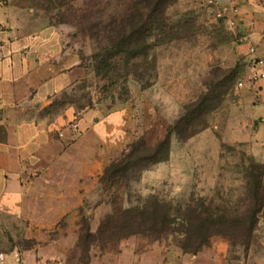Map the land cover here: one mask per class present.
Returning a JSON list of instances; mask_svg holds the SVG:
<instances>
[{
    "label": "rangeland",
    "instance_id": "obj_1",
    "mask_svg": "<svg viewBox=\"0 0 264 264\" xmlns=\"http://www.w3.org/2000/svg\"><path fill=\"white\" fill-rule=\"evenodd\" d=\"M133 1L11 0L23 8L30 28H62L65 41L83 57L89 75L75 90L60 95L59 104L73 96L83 103L84 95L91 91L99 119L110 111L123 110L126 121L116 140L95 135L85 139L71 122L74 137L65 144L63 156L25 166L20 191L0 204V253L16 247H46L65 253L70 264H90L92 260L123 264L121 257H136L155 246L164 252L178 251L188 260L201 245L200 253L210 251L217 259L216 263L205 260V264H264V209L252 233L233 223L234 217H241L253 204L249 174L262 170L251 147L253 124L242 122L235 76L230 77L229 89L218 86L226 79L225 73L240 66L231 33L213 17L207 0H178L170 10L171 36L163 44L130 63L125 55L115 57L106 76L97 75L96 60L91 56L99 52V40L86 35L87 27L115 21ZM155 39L153 36L151 41ZM205 96L214 98L202 117L207 127L180 141L169 132L170 127L186 105ZM52 110L60 111V106ZM138 142L146 155L163 143L158 168L144 180V173L136 180L141 167L136 164L128 179L116 180L114 189H104L98 180L104 167ZM66 150L87 154L75 158ZM83 163L102 168L92 175L93 185L78 172L77 166ZM153 196L171 207V212L186 209L196 215L194 222L186 227L178 222L144 221L156 211L161 214L159 206L145 208L147 198ZM128 207L136 210L139 223L132 227L109 224L110 230L126 237L94 236L111 216L123 218ZM213 213L223 215L225 222L201 225L197 215L211 218ZM215 232L220 234L212 235Z\"/></svg>",
    "mask_w": 264,
    "mask_h": 264
},
{
    "label": "crops",
    "instance_id": "obj_2",
    "mask_svg": "<svg viewBox=\"0 0 264 264\" xmlns=\"http://www.w3.org/2000/svg\"><path fill=\"white\" fill-rule=\"evenodd\" d=\"M219 1L221 6L235 9L238 24L227 29L233 35V48L243 69L250 59L251 46L257 48L256 57H264V0ZM24 12L11 0H0V204L20 191L27 164L63 156L65 144L74 137L69 127L74 120L78 119V132L82 131L85 139L95 135L110 140L120 139L126 121L123 110H115L103 119H99L94 108L79 113L73 105L57 114L46 112L54 99L87 76V69L80 52L65 41L62 28L44 25L32 29ZM239 37L243 41L240 42ZM261 85L264 86V81L239 91L241 99L238 103L244 116L242 122L253 124L252 151L264 163V123L261 121L264 116V87ZM66 151L67 155L75 158L87 154L86 151ZM158 165L160 163L145 171L143 180L147 174L154 173ZM77 167L90 185L95 183H92V175L102 170L92 163ZM162 250L155 246L136 257L128 255L121 259L123 264L217 262L210 251L199 252L186 260L187 255L182 256L178 251ZM3 254L0 264H70L65 253L46 247H16ZM90 264L102 263L92 260Z\"/></svg>",
    "mask_w": 264,
    "mask_h": 264
},
{
    "label": "trees",
    "instance_id": "obj_3",
    "mask_svg": "<svg viewBox=\"0 0 264 264\" xmlns=\"http://www.w3.org/2000/svg\"><path fill=\"white\" fill-rule=\"evenodd\" d=\"M177 1L178 0H135L131 5L128 6L127 9H124L123 13H121L119 18L115 21L111 23L102 21L98 23L94 22L92 25H90V27H87V30L90 32V34L87 32L86 35L92 37L95 36L97 40H99L100 50L98 53H95L91 56L96 60V63L93 65L96 74H103L106 76L107 72L110 70V60L115 57L122 58L125 55L126 61L130 63L134 58H137L140 55L148 56V51L153 46L163 44L169 38V36H171L169 35V30L172 29V26L169 24L170 18L172 16L170 10L177 3ZM209 9L211 10V14L214 17L213 10L210 7ZM218 21L221 22L224 28H227L224 21ZM87 30H85V32ZM153 36H155L156 39L151 41ZM231 38H233V35H231ZM84 66L87 69L88 76L89 70L86 65ZM241 71V65L239 66V69L238 67H234V69L225 73L227 74L226 79L218 82V86L221 87V89L223 87L229 89V83L231 81L230 77L235 76V82ZM85 78L79 81V83L74 85L71 89L75 90L81 82L85 81ZM222 93L223 91L220 92V95ZM84 98L86 101L83 103L80 102V99L77 96H73L71 98H67V100H62L63 102L60 104V99L56 98L45 110L51 115L61 112L68 105H73L77 110L93 108L94 97H92L91 91L90 93H86ZM212 101H214L213 97L205 96L200 97L196 101L186 105L183 114L170 127L169 132L175 134L180 141H186L200 133L204 128L207 127V123L202 119V117L207 114V106ZM58 105L60 106V111L52 110ZM111 112L113 111H110L109 113ZM163 149V143H159L157 149L152 154L146 155L143 152V146H141L139 142L137 144H132L131 148L127 152H124L121 158L111 161L107 166L104 167L101 176L98 179L99 183L102 184L106 190L114 189V182L122 178L128 179L130 171L136 164L141 165L140 170L138 171V178L136 179L139 180L145 171L151 170L155 165L163 161V158L161 157ZM258 162V166L261 168L262 172L260 174L251 172L248 176L252 185V192L250 193V197L252 198L253 202L252 207H250L247 212L242 213L241 217L236 216L233 218L234 224L245 227L244 230H247L249 233H252L255 230L257 219L264 209V163L260 161ZM146 201L148 203L145 206L146 209L148 207H153V205L156 207L159 206L161 209V214L157 215L156 211V214L145 217V220L142 219L146 222L154 220L160 222L162 225H174L178 222L187 227L188 225L192 224L196 218L194 217L196 215L191 214L186 209L180 210L179 212H171V207L166 208L167 205L154 196L147 198ZM135 212L136 210L134 208L128 207L121 214L123 216V218H120L121 220L114 219L111 216L109 220H107V223H102L100 230L94 236L96 238L98 236L100 238L107 236L109 240H113L116 237H126L127 234L120 236L121 234L117 235V232L110 230L109 224L112 226L116 223L132 227L136 223H139L138 214ZM191 212H195V210L193 209ZM197 216L198 219H201L200 222L202 221L201 225L212 224L217 226L218 224L222 225V223H224L226 220L223 215L216 217L214 213L211 218H205L201 215ZM109 230L111 232L106 235V232ZM218 234L220 233L215 232L212 235ZM243 235L246 236V231ZM198 237L201 238L203 236L198 235ZM202 248L203 247L199 245L194 252V255L201 251Z\"/></svg>",
    "mask_w": 264,
    "mask_h": 264
},
{
    "label": "built area",
    "instance_id": "obj_4",
    "mask_svg": "<svg viewBox=\"0 0 264 264\" xmlns=\"http://www.w3.org/2000/svg\"><path fill=\"white\" fill-rule=\"evenodd\" d=\"M207 5L213 10L214 17L218 20L224 21L228 28L233 29L237 26L238 22L235 18V9L221 6L219 0H207ZM238 40L241 42L243 41V38L239 37ZM256 52L257 48L255 46L249 48L250 59L244 65V68L234 82V88L238 92L255 87L257 83L264 81V57H256ZM261 121L264 123V116H262ZM72 128L75 132L80 130L78 119L73 122ZM0 258H4L3 253H0Z\"/></svg>",
    "mask_w": 264,
    "mask_h": 264
}]
</instances>
